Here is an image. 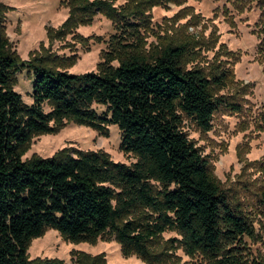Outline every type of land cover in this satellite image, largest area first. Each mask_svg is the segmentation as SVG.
<instances>
[{
	"label": "trees",
	"instance_id": "trees-1",
	"mask_svg": "<svg viewBox=\"0 0 264 264\" xmlns=\"http://www.w3.org/2000/svg\"><path fill=\"white\" fill-rule=\"evenodd\" d=\"M133 1L116 10L105 0H67L69 17L51 40L89 25L98 13L116 19L126 34L123 19L128 28L139 19L128 8ZM3 28L0 18V264H52L26 256L31 239L45 228L73 243L114 239L124 257L134 255L146 264H160L150 244L173 230L179 238L170 241L186 256L241 264L238 246L252 236L253 225L183 130L185 118L201 131L211 129L213 114L226 104L215 90L224 88L229 71L184 67L183 44L144 55L116 41L111 51L101 52L96 69L83 74L65 71L64 64L52 66L41 53L25 65L31 75L26 104L12 88L24 64L8 49ZM260 36L264 40V22ZM65 121L103 134L116 125L119 150L136 161L125 165L102 151L68 149L22 160L34 136L56 132ZM73 263L105 260L103 254L80 252Z\"/></svg>",
	"mask_w": 264,
	"mask_h": 264
},
{
	"label": "rangeland",
	"instance_id": "rangeland-1",
	"mask_svg": "<svg viewBox=\"0 0 264 264\" xmlns=\"http://www.w3.org/2000/svg\"><path fill=\"white\" fill-rule=\"evenodd\" d=\"M105 1L116 10L126 4V0ZM128 8L139 19L133 28L126 27L123 19L126 34L117 29L116 19L98 13L89 25H78L51 40L69 17L67 0H0L8 49L24 64L15 74L13 90L23 103L31 102V75L25 65L41 53L52 66L64 64L65 71L83 74L94 71L101 52L111 51L116 41L144 55L167 44H183L184 67L215 74L229 71L224 88L215 90L226 104L213 114L211 129L201 131L185 118L183 130L208 160L212 177L253 225L252 236L238 246L241 264H264V40L260 36L264 0H134ZM106 130L103 134L65 121L56 132L34 136L21 158H46L68 149L69 153L102 151L125 165L135 162L136 156L119 150L117 126L110 124ZM174 238H179L178 232L166 230L150 244L160 264H210L199 254L186 256L170 241ZM80 252L92 257L103 254L105 264H146L134 255L124 257L114 239L73 243L52 228L31 239L26 256L38 263L71 264Z\"/></svg>",
	"mask_w": 264,
	"mask_h": 264
}]
</instances>
